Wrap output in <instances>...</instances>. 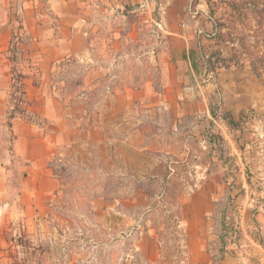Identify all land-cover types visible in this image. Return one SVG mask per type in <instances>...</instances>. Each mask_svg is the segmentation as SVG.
Segmentation results:
<instances>
[{
    "label": "rangeland",
    "instance_id": "obj_1",
    "mask_svg": "<svg viewBox=\"0 0 264 264\" xmlns=\"http://www.w3.org/2000/svg\"><path fill=\"white\" fill-rule=\"evenodd\" d=\"M149 2L151 10L145 15L123 18L108 13L103 22L106 33L121 27L125 45L104 62L109 68L106 72L93 74L89 108L96 112L99 100L128 84L141 86L150 80L154 94L166 90L162 84L166 56L190 44L198 52L203 75L196 86L203 99L196 105L197 114L179 118L175 112L179 102L168 112L159 107L143 111L137 122L140 134L134 138L142 151L132 157L133 162L145 165L137 167L138 171L123 169L122 159L110 146L76 147L73 153L55 158L51 170L62 186L49 204L50 225L28 232L21 223L0 264H146L147 256L152 264H189L188 245L191 239H201L199 229L205 220L211 235L203 239L215 259L223 254L226 241L238 239L241 218L245 224L256 223L257 211L264 204V0ZM17 14L14 19L20 24ZM215 26L224 37L207 40ZM133 29L137 41L129 38ZM14 42L13 64L18 49ZM220 51L228 59L233 56L243 68L220 70L231 71L225 77L207 75L205 63ZM64 64L60 79L68 78L65 92L83 101L87 97L81 86L90 72L78 61ZM11 72L17 81L21 73L15 65ZM16 98L20 97L9 96V111L20 113L25 104ZM209 109H214L217 118ZM227 112L234 114L238 127L231 129L223 119ZM6 131L3 124L0 155L4 157L9 147ZM109 134V141L118 138ZM109 197L123 204L117 207L118 202L98 201ZM136 248L141 258L135 256L131 263Z\"/></svg>",
    "mask_w": 264,
    "mask_h": 264
},
{
    "label": "crops",
    "instance_id": "obj_2",
    "mask_svg": "<svg viewBox=\"0 0 264 264\" xmlns=\"http://www.w3.org/2000/svg\"><path fill=\"white\" fill-rule=\"evenodd\" d=\"M114 1L0 0V127L5 124L9 145L7 157L0 155V256L11 249L21 223L23 230L28 232L50 225L49 204L62 186L51 170L55 158L64 152L73 153L76 147L86 150L89 146L99 149L110 146L122 159L123 169L138 171L137 167L144 164L138 165L132 157L142 151L134 142L140 134L137 125L140 114L151 112L153 107L168 112L179 102L180 106L175 108L179 118L195 116L197 103L203 101L201 91L196 89L203 76L198 52L190 44H184L182 49H173L166 56L162 73L166 90L154 94L150 80L141 86L128 84L124 90L114 88L105 99L99 100L96 112L89 108V95L95 87L93 74L98 76L106 72L109 68L104 62L118 55L125 45L121 27H113L111 33H106L103 22H107L108 13L116 12L123 18L130 14L145 15L152 6L149 0ZM16 13L20 16V24L15 22ZM96 14L101 18L95 17ZM136 31L133 29L129 33L132 41H137ZM179 38L187 40L183 35ZM13 41L18 46L14 64L10 51ZM70 61H78L90 72L81 86L87 97L83 101L68 97L65 92L68 78L60 79L61 67ZM13 65L25 77L27 104L22 115L12 120L10 130L7 123L14 83ZM220 70L216 72L218 77L231 72L219 73ZM208 113L213 117L210 109ZM109 133L118 138L109 141ZM64 146L69 148L61 149ZM262 178L264 180V175ZM98 201L116 203L118 199L100 198ZM119 202L117 207L123 204L122 200ZM204 226L199 229L201 239H191L188 245L191 248L189 264H264V204L257 211L256 223L245 224V219L241 218L238 239L226 241L223 254L217 259L208 249L207 239H203L211 235L210 226ZM139 250L136 248L137 253ZM146 258V264L153 263L149 256ZM133 260L135 257L130 262Z\"/></svg>",
    "mask_w": 264,
    "mask_h": 264
},
{
    "label": "trees",
    "instance_id": "obj_3",
    "mask_svg": "<svg viewBox=\"0 0 264 264\" xmlns=\"http://www.w3.org/2000/svg\"><path fill=\"white\" fill-rule=\"evenodd\" d=\"M211 0H208V3ZM222 28L224 27L223 25H220ZM217 27H214V33L213 34H208L206 35L207 40H216V41H220L224 36L221 34V32H217ZM205 56L202 55L201 56V60L204 61ZM213 58H216L215 60H213ZM235 58L233 56L230 57V59L226 58L223 56V54L220 52H217L215 55H211L208 58V61L205 63V71L207 73V75H209L210 73L215 74L217 72V70L220 69H231L233 67L236 68H243V65H241L239 63V61H234ZM253 70H256V66L255 64H253ZM20 74V73H19ZM24 79L25 77L20 74L18 75L17 81L16 78L13 76V86L10 92V98L12 97V99L14 97H20V98H16L15 100H20V104L22 105H26L27 101H26V91H25V85H24ZM18 110H13L11 112H9V117H8V123L7 126L8 128L11 130L12 127V120H14L16 118L17 115H22V110H20V113L18 114ZM212 115L214 118H217V114L214 112V109H212ZM223 119H225L226 121H228L229 126L231 129H233L232 127H238L239 126V122H237V120L232 116L231 113H225L223 115ZM107 200L110 201H114L117 200L116 197H109L107 198ZM119 200V199H118ZM134 252V254L132 255L133 257H139L138 253L136 252V249H134L132 251V253ZM135 257V258H136ZM134 262V260H133Z\"/></svg>",
    "mask_w": 264,
    "mask_h": 264
}]
</instances>
